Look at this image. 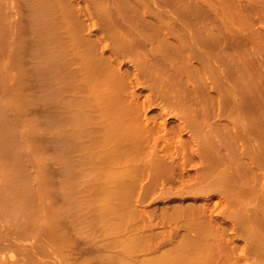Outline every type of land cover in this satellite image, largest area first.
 <instances>
[{
	"label": "rangeland",
	"instance_id": "rangeland-1",
	"mask_svg": "<svg viewBox=\"0 0 264 264\" xmlns=\"http://www.w3.org/2000/svg\"><path fill=\"white\" fill-rule=\"evenodd\" d=\"M258 145L264 0H0V264H256Z\"/></svg>",
	"mask_w": 264,
	"mask_h": 264
},
{
	"label": "bare ground",
	"instance_id": "bare-ground-1",
	"mask_svg": "<svg viewBox=\"0 0 264 264\" xmlns=\"http://www.w3.org/2000/svg\"><path fill=\"white\" fill-rule=\"evenodd\" d=\"M252 124H253V123H252ZM248 125H250V124H248ZM256 125H258V124H256ZM254 126H255V123H254ZM250 127H251V126H250ZM251 130H252V129H251ZM254 130H255V129H254ZM245 132H246V131H245ZM251 132H252V131H251ZM252 133H253V132H252ZM247 134H249V131H247ZM251 135H252V134H251ZM246 136H247V135H246ZM249 136H250V135H248V137H249ZM250 138H251V137H250ZM248 140H249V139H248ZM248 140H247V141H248ZM252 140H253V139H252ZM255 141H256V140H255ZM255 141H254V143H256V145H257V143H259V142H258V141L255 142ZM251 144H252V142H250L249 145H248V144H247V145L250 146V147H252V146L254 147V146H255V144H254V145H253V144L251 145ZM258 146H259V145H258ZM258 146H257V147H258ZM258 149L260 150V152H258L257 154L263 153V155H264V149H260V146L258 147ZM259 150H258V151H259ZM262 150H263V152H261ZM255 153H256V152H255ZM255 155H256V154H255ZM263 155H260V156H263ZM256 157H257V156H256ZM263 157H264V156H263ZM258 158H260V157L258 156ZM228 197H229V196H228ZM230 197H231V196H230ZM225 198H227V197H225ZM233 198H234V197H233ZM233 198H232V199H233ZM230 199H231V198H230ZM230 199H229V200H230ZM227 200H228V199H227ZM224 201H226V200H224ZM230 202H231V200H230ZM230 202H228V203H230ZM223 203H224V202H223ZM225 203H227V202H225ZM226 205H228V204H226ZM224 215H226V216L229 217L228 214H224ZM230 215H232V214H230ZM234 215H235V214H234ZM249 215H250V216H249ZM249 215H248V217H251V215H253V214H249ZM259 215H260V214H259ZM226 216H225V218H223V219H226ZM235 216H236V215H235ZM242 216H243V215H242ZM253 216H254V215H253ZM256 216H257V214H256ZM256 216H255V217H256ZM262 216L264 217V214H262ZM236 217H239V216H236ZM244 217H245V216H244ZM246 217H247V216H246ZM240 218L242 219L241 216L239 217V219H240ZM251 218H252V217H251ZM257 218H258V217H257ZM223 219H222V217H221V220H220V221L222 222ZM229 219H230V217L228 218V224L226 223V224H224L223 226H225V225H226V226L229 225V222L231 221V220H229ZM231 219H232V218H231ZM234 219L236 220L237 218H234ZM255 219H256V218H253V219H251V220H255ZM258 219H260V218H258ZM235 220H234V221H235ZM242 220H243V219H242ZM246 220H247V219H246ZM248 220L250 221V218H249ZM248 220H247L246 223H248ZM260 220H261V219H260ZM226 221H227V220H226ZM226 221H225V222H226ZM232 221H233V219H232ZM262 221H263V220H262ZM221 222H220V223H221ZM236 222H237V220H236ZM240 222H241V221H240ZM240 222H239V223H240ZM251 222H252V221H251ZM254 222H256V220H255ZM263 222H264V221H263ZM237 223H238V222H237ZM237 223L235 224V222H234L235 225H233V224L231 223V225H229V226L231 227V226L233 225L234 227H233V226H232V227L235 228L236 225L238 226ZM246 223H245V224H246ZM206 224H209V223H206ZM221 224H222V223H221ZM242 224H243V223H242ZM253 224H254V223H253ZM257 224H258V222H256V224H255V225L258 227L259 225H257ZM259 224H261V223H259ZM203 225H204V224H203ZM262 225H263V224H262ZM262 225H260V226L263 227ZM206 226H207V225H205L204 227H206ZM237 226H236L235 229L237 230V228H238V230H239V227H237ZM241 226H242V225H241ZM241 226H240V227H241ZM246 226H247V225H245V226H243V227H246ZM250 226H252V223L250 224ZM232 227H231V228H232ZM261 227H260V228H261ZM228 228H229V227H228ZM233 228H232V230H233V232H234V234H235V231H234L235 229H233ZM247 228H249V226H247ZM203 229H204V228H203ZM207 229H208V228H206V230H207ZM210 229H211V227H209L208 230L210 231ZM223 229H224V227H223ZM226 229H227V228H226ZM240 229H241V228H240ZM220 230H221V227H220ZM220 230H219V232H220ZM227 230H228V229H227ZM227 230H226V231H227ZM238 230H237V231H238ZM260 230H263V229L261 228ZM226 231L224 232L225 235H226ZM230 231H231V229H230ZM258 231H259V230H258ZM263 231H264V230H263ZM222 232H223V231H222ZM233 232H232V233H233ZM260 232H261V231H260ZM260 232H258V233H260ZM207 233H208V232H207ZM220 233H221V232H220ZM224 233H221V234L224 235ZM227 233L229 234L230 232L228 231ZM258 233H257V234H258ZM209 234H210V233H209ZM221 234H220V235H221ZM257 234H256V235H257ZM262 234H264V232H262ZM223 235H221V236H222V240H223V237H226V240H227L228 235H227V236H223ZM260 235H261V234L258 235L259 238L255 239L254 241H251V242H253V244H251V243L247 240L248 243L251 244V245H249L248 243H247V245L245 244V246H247V248H246L244 245H242V242H243V241H242V242L238 241L239 244L241 243L240 245H242V248L245 247L244 249H246V251L243 250L244 253H245V252L247 253V251H249V250H250V251L254 250L256 253L258 252V253H257V255H258L257 257H258V258L256 259V260H257V263L255 262L256 264H264V238L261 237ZM234 237H235V235H234ZM208 238H209V237H208ZM247 238L249 239V237H247ZM252 238H253V237H252ZM255 238H256V237H255ZM245 239H246V238H245ZM204 240H205V239H204ZM204 240H203V241H204ZM226 240H225V242H226ZM232 240H233V238H232ZM250 240H251V239H250ZM205 241H206V242H205V244H206L208 240H205ZM209 241H210V239H209ZM229 241H230V240H229ZM231 242H232V241H231ZM235 242H237V241L235 240ZM244 242H246V241H244ZM233 243H234V241H233ZM233 243H232V244H233ZM203 244H204V242H203ZM210 244H211V242H210ZM223 244H224V243H223ZM223 244L221 243V246H223ZM232 244H230L231 247H232ZM239 244H238V245H239ZM243 244H244V243H243ZM206 245H207V244H206ZM211 245H212V244H211ZM211 245L206 246V247L204 246L205 248L208 247L207 249L204 250V251H205V252H203V255H204V256H202V257H203L204 264H210V262H212V261L214 262V260H215V259H214V260L211 261V260H210L211 258L209 257L210 254L212 253V252H210V249H209V247H211ZM219 245H220V244H219ZM226 245H227V244H226ZM233 245H234V246H235V245L237 246L236 243L233 244ZM227 246H228V245H227ZM248 246H249V248H248ZM239 247H240V246H239ZM211 248H212V247H211ZM225 248H226V246H225V247H224V246L221 247V249H220V247L218 248V249H220V251H218V253L221 252V253H220V254H221V257H219V258H220V259H219V263H220V264H229L227 261L231 260V258L229 259V257H226V256L229 255V254H228L227 252H225ZM233 248H234V247H233ZM233 248H231V252L233 251L235 255H236L237 252H239L238 255H240V259H241V254H240V251H239V249H240L241 247H240L239 249L236 248V249H237V250H236V251H237L236 253H235V251H234L235 248H234V250H232ZM218 249H217V250H218ZM226 249H227V248H226ZM228 249H229V248H228ZM229 250H230V249H229ZM240 250H241V249H240ZM226 251H227V250H226ZM243 251H242V252H243ZM250 251H249L248 253H250ZM254 251L251 252L250 255H251V254L253 255ZM213 252H215V250H214ZM216 252H217V251H216ZM222 252H223V254H222ZM229 253H230V251H229ZM214 254H215V253H214ZM243 255H244V254H242V256H243ZM248 255H249V254H248ZM254 255H255V254H254ZM212 256H214V255H212ZM255 256H256V255H255ZM232 257H233V256H232ZM236 257H237V256H236ZM250 257H251V256H250ZM212 258H213V257H212ZM227 258H228L229 260H228ZM234 258H235V256L233 257V261H234ZM237 258H239V257H237ZM244 258H245V256H244ZM251 258H252V257H251ZM253 258H254V257H253ZM217 259H218V257H217ZM240 259H236V261H237V260L239 261ZM246 259H248V258H246ZM246 259H245V260H246ZM249 259H250V258H249ZM203 261H202V262H203ZM217 261H218V260H217ZM233 261H231V262H233ZM240 261H241V262H244V260H242V259H241ZM240 261H239V263H240ZM249 261H251V260H249ZM249 261H248V262H249ZM231 262H230V263H231ZM214 263H215V262H214ZM214 263H212V264H214ZM234 263H235V262H234ZM234 263H233V264H234ZM245 263H246V262H245ZM252 263L254 264V260L252 261ZM252 263H251V264H252ZM216 264H217V263H216ZM231 264H232V263H231ZM236 264H237V262H236Z\"/></svg>",
	"mask_w": 264,
	"mask_h": 264
}]
</instances>
